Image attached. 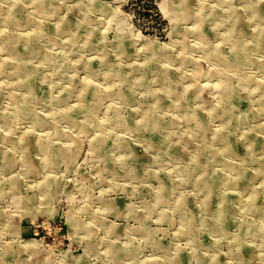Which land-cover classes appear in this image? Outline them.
Here are the masks:
<instances>
[{
	"label": "rangeland",
	"instance_id": "374dc122",
	"mask_svg": "<svg viewBox=\"0 0 264 264\" xmlns=\"http://www.w3.org/2000/svg\"><path fill=\"white\" fill-rule=\"evenodd\" d=\"M163 1L45 0L40 13L34 7L36 0H0V39L14 38L15 50L14 57L9 48L0 51L4 95L0 108L5 113L13 110L10 92L21 94L14 90L16 69L29 74L26 80L40 98L27 103L33 115L12 121L10 128L0 124V255L9 256L5 264H175L179 259L182 264H210L213 257L220 264H240V254L241 264H262L264 241L250 233L264 226V210H246L242 205L255 190L259 192L256 204L264 207L255 163L250 161L237 191L225 183L234 174L223 162L207 157L206 163L194 167L195 145L188 146L195 143L193 130L181 119L185 112L173 111L167 87L159 80L172 78L170 85L176 93L188 92V109L203 119L209 132L215 133L224 122L231 124V139H226L236 148L240 136L264 125V87L252 88V81L264 85V44L257 49V40L249 36L264 31V24L259 23L264 21V8L261 18L254 14L264 0H167L175 11L172 17ZM8 4L17 5L16 21L4 20ZM201 8L220 15L224 23L240 13L243 32L229 34V27L213 25L210 15L204 21L207 40L200 41L194 34L195 20L182 14ZM116 18L125 26L121 45L112 37L119 30ZM25 19L49 30L59 22L63 26L54 42L40 40L31 45L24 40L31 35ZM228 39L242 46L248 56L241 63L237 60L238 67L231 71L219 64L210 49L215 47L229 58L232 43ZM182 42L188 44L186 50ZM88 65L91 70L86 69ZM220 84L232 95L217 90ZM225 102L238 112L220 116ZM67 108L74 124L84 129L82 133L58 118ZM114 112L135 123L151 114L157 132L152 136L160 133L168 139L175 132L177 159L148 151L134 132L112 129ZM168 127L173 131L168 132ZM120 141L127 145L122 147ZM24 143L29 147L28 159L20 152ZM243 144H239L241 149ZM47 146L60 154L50 167L42 157ZM212 149L221 152L222 146ZM127 151L144 160L134 165L131 174L117 168L123 156L129 163ZM12 156L13 165L6 167ZM258 160L264 163V157ZM227 161L240 167L234 159ZM25 163L33 167L28 169ZM187 169L190 178H185ZM205 176L218 201L234 195L239 200V204L231 202L238 213L235 220L231 217L223 223L230 235L211 230L220 222L206 215L205 192L195 185ZM161 192H166L165 205L156 204ZM175 201L181 204L179 213L171 210ZM187 222L202 227L193 236H182Z\"/></svg>",
	"mask_w": 264,
	"mask_h": 264
},
{
	"label": "bare ground",
	"instance_id": "6f19581e",
	"mask_svg": "<svg viewBox=\"0 0 264 264\" xmlns=\"http://www.w3.org/2000/svg\"><path fill=\"white\" fill-rule=\"evenodd\" d=\"M44 2H45V0H36V5L34 7L40 13H41V9L45 5ZM162 6L165 9V11L167 12V14L169 13V16L172 17L174 15L175 11L170 8L171 6L170 7L168 6L167 0L162 2ZM262 6H264V2H262L260 5H257V8L255 7V9H254L255 16L259 15L260 18H261L262 8H264ZM189 9H190V7H189ZM16 12H18L17 5L16 4H8V11L5 13V19L4 20L5 21H16L15 16H14ZM22 14H23V12H22ZM210 15L213 16V17H210V18H212L213 25H215V24L216 25L217 24L218 25L219 24H225L226 27L227 26L229 27V29H228V31L230 32L229 34L235 33V31H237V34L239 35L241 32H243V30L240 29V27L242 25V23L240 21L241 20V14L240 13H237L236 15H234L232 20H228L227 19V21H228L227 23H224L225 19H223L220 15H217L214 12H211V13L206 12L202 8L199 9L197 11V13L194 12V13L187 14V13L183 12V14H182V16H184L186 18L189 17V18L195 20V24H196L195 27L196 28H195L194 34L197 37V39H199L200 41H206L207 40V37H206L207 35L204 32V21ZM107 16L108 17H112V15H110V14H108ZM25 21H26L25 23L31 27V32H30L31 35L30 36L26 35L27 38H25L24 40H27L28 42H32V43H30L31 45H34L35 43H37L40 40H42V41L46 40V41H49V42H54L55 39H56L57 33L61 32V29L59 30V28H61V26H63L62 25L63 23L59 22L55 29H50L49 30L48 28H45V26H43L38 21L37 22H35L33 20L29 21L28 19H25ZM114 22L117 25H119V30L116 31L117 35L115 34V32H113L112 37L115 38V44L121 45L122 41H123L122 39H124V37H125L124 36L125 35L124 22L120 18H116ZM259 23L264 24V21H261ZM236 26H238L239 29H236ZM243 28H244V26H243ZM19 35H20V33H19ZM249 36H253V37H251L250 40H253V39L257 40V45H256L257 49L259 48V46L261 44H264V31L259 30L258 33H255L254 35L251 34ZM13 39L14 38H8V37H3L2 39H0V51L3 48H9L10 50L9 51L7 50L8 53L9 54L11 53L13 55V57H14L15 54H13V52H12V51H15V50L12 49ZM18 39H20V38H18ZM228 42L232 43V41L229 40V39H228ZM187 45H186L185 42H182V47L181 48L183 50H186L187 49L186 48ZM231 46H232V47H230L231 56L229 58H227L226 56H223L221 53H219V49H216L215 47H212L210 49L215 51V53H216L215 58L218 59L217 61L220 62L219 64L225 66L229 70L230 69L235 70L238 67L237 60H238L239 63H241L244 59L247 60L248 56H247L246 52L243 50L242 46H240L239 44L234 45L232 43ZM103 50H105V49H103ZM40 54H42V52H40ZM43 55L49 56L46 53H44ZM239 56L242 57L241 61L239 60ZM44 58H42V59H44ZM182 62L184 63L183 59L180 62V64H182ZM70 63L72 64V62H70ZM261 68H262V70H264V65H261ZM86 69L87 70H91V65H88ZM0 72L2 73V69L1 68H0ZM16 74L17 75H16V78H15L16 81H14V83H15L14 90L16 92H18V93H21V94L17 96L16 94L10 92V94H11L10 101L12 102L13 110L5 113L4 110L2 108H0V124L1 125H5V126H7L9 128L12 125V121H14L16 119H19V118H21V117H23L25 115H27V116H30V114L33 115V113L30 110H28V108H26L27 107V103L32 102L34 100H40V98L37 97V95L35 94L34 90L32 89V86L29 85L27 80H26L28 78L29 74L28 73L26 74L25 72L22 73V72H20L17 69H16ZM257 78H259V77H257ZM171 81H172V78L170 80L167 79V78H162V79L159 80V82H161V84H163V85H165L167 87L166 95L172 101L171 102V107L173 106L172 107L173 111L179 110L181 112V115L185 112L186 115L182 116L181 119L182 120L184 119L183 121H184L185 125L187 124L189 126V128L193 130V132H192V139L193 140L192 141L195 142V143L189 142L188 146H192L193 144L195 145L194 157L192 159L194 167L199 162H204L205 161V163H206L207 157H208V159H211L212 161H216L217 163H221L222 164V162H223L224 166L226 167V170L231 171L234 174V178L230 179L229 181H226L225 183L227 185H229L232 189H235L237 191L236 188L237 187L240 188L241 179L243 178V176L246 173V171L249 170L247 167L250 164V161L254 162L256 167H257V175H255V177H257V181H258V179H260L259 180V182H260L259 186H261V191L264 192V163H261L258 160L261 157H264V141H262V139H261V138H264V137H262V136H264V125L256 126V128L252 132H250V133L248 132L247 134L240 136L241 140H240V142L235 141L237 146H236V148H234L233 145H229L227 143L228 140L226 139V138H230L231 139L230 135L233 132V128H232L231 124L224 122L222 127L219 130H217L215 133L209 132L206 129V126H205L204 122H202L203 119L201 118L202 119V121H201L199 117L195 116V114H197V113L191 112V110L188 109V107H187L188 105H187V102H186V97H188V92L182 91L180 93H176V90L174 89V87L170 85ZM252 82H253L252 88H253L254 91H257L258 88L262 89V87H264V85H259V83L257 81H252ZM211 86L213 87L214 85H211ZM224 86L225 85H221L220 84V85L217 86L216 89L217 90L219 89L220 91H221V89H225L227 94L229 93V95H232V92L230 90L228 91V89L224 88ZM209 89H211V88H209ZM1 98L3 100L4 99V95L2 96V93L0 91V103H1ZM231 100L232 99L229 98V101H231ZM262 109H264V105H262ZM236 111L237 110H236V108L234 107L233 104L231 105L230 102H228V103L225 102L224 107L222 109V112L219 115L222 116V117H229L230 114H233V113L235 114ZM71 113H72L71 108H67L64 111H62V113H60L58 115V118L61 121H65L67 123L72 124V126L76 130H79V133H82L84 129H82L80 127H77L74 124L76 122L71 117L72 116ZM185 118H186V120H185ZM112 120H113V123L110 126L112 129L119 127V128H122L125 132H130V133L134 132L136 134V138L137 139L145 142V145H146L148 151H151V152H153V153H155L157 155L158 154L165 155L167 157V159H173V160L177 159L176 158L177 157V154H176L177 152L174 151V149H173V145L176 142V139L173 138V134L175 132L169 133L172 136L170 138H168V139H167L166 135H161L160 133H158L159 137L152 136L153 133H157V132H156V128L154 127V125L156 123V120H155V117L151 116V114L150 115L148 113L144 114V117L142 118V121H139V122L135 123V122H133V120L129 121V120H127V118L122 117L118 113L114 112ZM128 122H131V124H128ZM241 122H242V120H241ZM34 124H35V122H34ZM168 128H169L167 130L168 132L171 131V130L173 131L172 127H168ZM104 133H105V131H104ZM104 133H102L101 136H103ZM164 133H165V131L163 130V134ZM22 140H24V138H22ZM102 140H104V138ZM121 140H123V139H121ZM97 141L98 140H96V142ZM120 142H121L120 144H121L122 147L127 145L125 143V141H120ZM232 142L235 143L234 141H232ZM242 142L244 143L243 144L244 149H241L239 147V144H241ZM183 145L185 146L187 144H183ZM215 145H221L222 146V151L221 152L220 151L216 152L215 150H213L212 148ZM15 146L16 145H11V147H15ZM20 149H21L20 152L22 151L21 155L25 159H28L27 158L28 157V152L27 151L29 150V147H26V144L24 143V145H22L20 147ZM59 155L60 154L52 153L51 152V147L47 146V147L42 149L43 160L48 166L51 165V164H56L57 160H59L58 159V157H60ZM257 155H260L259 156L260 158L259 157H258V159L255 158V157H257ZM124 157L125 156H123L122 160L118 161L119 164L117 165V168L120 171H125V172L130 173V174L134 173L132 171L134 170V165L135 164L142 165V163H140V161L144 162V160L139 158L140 156L136 157L130 151L126 152V157L128 158L129 163H127L125 161ZM229 158L234 159L235 161H238L240 163V167L237 168V167L233 166L232 163H234V162H228L227 159H229ZM180 159H179V162H181ZM14 161H15V158H13V156H12L9 160H7L5 162V166L8 167V166L13 165ZM154 162L158 163L157 160H154ZM184 163H186V162H184ZM25 165H26V167L28 169H31L33 167V165L31 163H25ZM111 169H112V171H111L112 174H114V175L117 174V172L115 171L114 167L111 168ZM187 171L188 172H186L185 178H187V177L190 178L192 173L188 169H187ZM207 178L208 177H206V176L199 178L195 182V185L199 189H202L205 192V197H204V202L203 203H204V206L206 208L205 209L206 215L208 217H210V219H212L214 221H217V222H220V223H216V225L214 226V229H211V230L216 232V233H219L220 235L221 234H229V230H227L224 227L225 224H223V223L225 221H227L226 219H231V217H232V220H235L234 217H236L238 215V213H236V210L233 208L231 202L232 203L235 202V204H239V200L234 195L235 198L227 199V198H225V196H223L218 201L219 196H218V194H216L215 189L212 186V183H208V185H207V181H208ZM251 179L253 180V178H251ZM163 193H166V192H163ZM163 193L161 192V195H160V197H158V200L156 201V204H158V205L167 204V199L164 198L165 196H164ZM258 194H259V192L255 191V190L250 191V193H249V201H247L246 203H242V205H244V209H246V210H254V211H258L259 209L260 210H264V207H261V206L259 207L256 204V200L258 198ZM209 205H210V210H209ZM110 210H113V207L110 208ZM171 210L172 211H176V212L179 213L181 211V204L177 203L175 201V203L173 204ZM201 227H202L201 223H199V224H197V223L196 224L188 223L187 225L184 226V233H183L182 236H185V237L193 236V234H195L197 231H200ZM245 232H247V231H245ZM250 234H251V236L253 238L260 239V240L264 241V226H259L258 228L252 230ZM239 236L240 235H238V237L236 239L237 241H239V239H241V237H239ZM111 252L114 253L113 251H111ZM114 254H112V255H114ZM8 258H9V256L7 255V253H5L3 255H0V264L8 263V262H6V261H8L7 260ZM213 258L210 259V264H220V262L217 260L218 258H215V259H213ZM202 261H204V260H202ZM239 261H240V264L243 262V257L241 256V254H240ZM261 262H262V264H264V259H261ZM175 264H182L181 259H179L177 262H175Z\"/></svg>",
	"mask_w": 264,
	"mask_h": 264
}]
</instances>
